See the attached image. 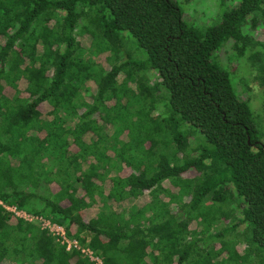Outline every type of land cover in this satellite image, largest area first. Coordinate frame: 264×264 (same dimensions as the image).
Returning a JSON list of instances; mask_svg holds the SVG:
<instances>
[{
    "label": "trees",
    "instance_id": "16d2710c",
    "mask_svg": "<svg viewBox=\"0 0 264 264\" xmlns=\"http://www.w3.org/2000/svg\"><path fill=\"white\" fill-rule=\"evenodd\" d=\"M227 1L0 0V199L103 264H264V101L221 67L264 92V0ZM0 264L90 263L0 208Z\"/></svg>",
    "mask_w": 264,
    "mask_h": 264
},
{
    "label": "rangeland",
    "instance_id": "374dc122",
    "mask_svg": "<svg viewBox=\"0 0 264 264\" xmlns=\"http://www.w3.org/2000/svg\"><path fill=\"white\" fill-rule=\"evenodd\" d=\"M176 2L182 12H183V20L189 24L190 26H194L195 28L202 30L206 27L212 26L218 21L220 17L221 11L226 10L222 9V6L227 4L226 6H234L235 2L230 3L227 0H173ZM133 40V39H132ZM134 44L135 42L132 41ZM132 43V44H133ZM229 49V48H228ZM222 50V49H221ZM220 50V51H221ZM219 51V52H220ZM222 53V64L220 61V66L224 68L228 73H230L231 81L235 89L237 95L239 92L246 88V93L243 94V98H250L252 102L253 109L256 113H261L262 110V102L264 101V92L257 85V82L253 80L255 77V73L249 68V65L246 63V60L243 58L241 62H236V60H230L229 53ZM139 52L134 51V57L138 58ZM215 56V54H214ZM154 78V77H153ZM152 79V78H151ZM236 84V85H235ZM238 90V91H237Z\"/></svg>",
    "mask_w": 264,
    "mask_h": 264
},
{
    "label": "built area",
    "instance_id": "2783aa9c",
    "mask_svg": "<svg viewBox=\"0 0 264 264\" xmlns=\"http://www.w3.org/2000/svg\"><path fill=\"white\" fill-rule=\"evenodd\" d=\"M0 208L21 223L34 225L41 231L49 234L54 243L62 247L65 252H77L82 258L86 259L90 264H103L100 256L96 255L88 246L83 245L76 238L68 235L64 226L53 223L49 218L42 215H35L18 208L16 205L7 203L0 199Z\"/></svg>",
    "mask_w": 264,
    "mask_h": 264
}]
</instances>
